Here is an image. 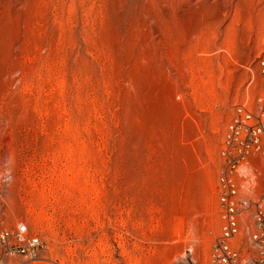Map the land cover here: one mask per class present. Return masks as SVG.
I'll list each match as a JSON object with an SVG mask.
<instances>
[{"label": "rangeland", "instance_id": "rangeland-1", "mask_svg": "<svg viewBox=\"0 0 264 264\" xmlns=\"http://www.w3.org/2000/svg\"><path fill=\"white\" fill-rule=\"evenodd\" d=\"M263 52L264 0H0V264H210Z\"/></svg>", "mask_w": 264, "mask_h": 264}, {"label": "built area", "instance_id": "built-area-1", "mask_svg": "<svg viewBox=\"0 0 264 264\" xmlns=\"http://www.w3.org/2000/svg\"><path fill=\"white\" fill-rule=\"evenodd\" d=\"M255 73L261 80L256 104L235 105L221 146L218 197L222 227L212 245L210 264H264V194L257 195L254 165L258 156L264 157V52L256 59ZM2 237L6 241L14 238L15 244L7 242L11 254L29 259H36L45 247L25 223Z\"/></svg>", "mask_w": 264, "mask_h": 264}]
</instances>
